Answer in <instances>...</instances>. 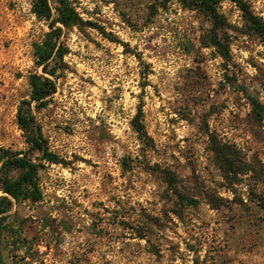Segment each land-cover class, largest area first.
<instances>
[{"label": "rangeland", "instance_id": "374dc122", "mask_svg": "<svg viewBox=\"0 0 264 264\" xmlns=\"http://www.w3.org/2000/svg\"><path fill=\"white\" fill-rule=\"evenodd\" d=\"M72 1L87 24L64 29L56 92L33 107L62 163L39 172L40 202L8 213L2 263L264 264V120L247 97L264 105V43L228 1L227 58L205 46L210 21L177 2ZM247 1L264 20V0ZM33 3L0 0V149L29 147L17 113L50 31ZM164 172L199 204H183Z\"/></svg>", "mask_w": 264, "mask_h": 264}, {"label": "trees", "instance_id": "16d2710c", "mask_svg": "<svg viewBox=\"0 0 264 264\" xmlns=\"http://www.w3.org/2000/svg\"><path fill=\"white\" fill-rule=\"evenodd\" d=\"M162 5L177 2L184 9L196 11L206 17L212 28L210 29L206 47L214 48L221 56L227 58L230 54V37H220V31L226 24L225 16L220 12L221 4L224 2L233 3L242 13L247 23L250 34L256 36L264 43V20L252 9L247 0H159ZM56 5V8L53 7ZM33 11L38 18L48 23L50 31L42 44L36 46L37 64L42 67L43 74H33L30 77L32 94L30 100L24 101L17 113L18 125L25 135L28 150L25 152L12 149H0V247L4 231L9 227L4 224L8 219V213L15 203L22 201L40 202L43 194L40 190L38 177L39 172L46 167V164H61L59 156L53 152L48 141L43 137L40 126L36 124L33 114V107L37 110L48 107L50 98L56 92L58 69L61 68L69 48L61 40L64 29L71 27H83L87 24L72 0H34ZM252 105L254 119L264 120V105L252 96H247ZM35 103L36 106H33ZM142 111L132 122L135 131L142 137H147L144 125L140 121ZM212 150L219 164L227 170L237 174L234 152L225 149L218 142H213ZM37 154L33 159L31 156ZM165 173V180L173 189L174 194L185 205L197 206L199 201L184 194L176 187V181L171 174ZM139 237H144L139 233ZM0 264L2 260L0 259Z\"/></svg>", "mask_w": 264, "mask_h": 264}]
</instances>
